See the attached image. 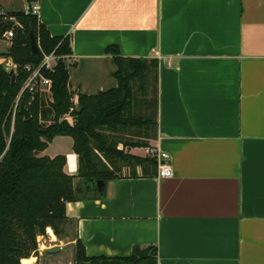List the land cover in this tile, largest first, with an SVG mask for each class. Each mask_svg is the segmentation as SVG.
Returning a JSON list of instances; mask_svg holds the SVG:
<instances>
[{
	"label": "crops",
	"instance_id": "obj_1",
	"mask_svg": "<svg viewBox=\"0 0 264 264\" xmlns=\"http://www.w3.org/2000/svg\"><path fill=\"white\" fill-rule=\"evenodd\" d=\"M37 1L51 36L70 39L75 100L117 86L111 45L123 58L157 61L158 130L149 144L174 173L160 178L158 163L146 175L125 168L104 196L91 190L68 203L71 243L89 258L151 247L157 264H264V0ZM0 3L19 11L14 0ZM147 149L125 151L146 157ZM72 153L76 163L68 171L66 158L64 170L77 176L70 137L41 155Z\"/></svg>",
	"mask_w": 264,
	"mask_h": 264
},
{
	"label": "trees",
	"instance_id": "obj_2",
	"mask_svg": "<svg viewBox=\"0 0 264 264\" xmlns=\"http://www.w3.org/2000/svg\"><path fill=\"white\" fill-rule=\"evenodd\" d=\"M32 3L35 0H27ZM3 10L0 3V11ZM15 18L17 25L10 21ZM14 29V37L1 58H10L15 83L0 61V264H28L39 251L38 238L50 228L57 236L70 223L68 203L91 193L84 190L85 179L106 184L123 174L125 168L136 175L157 169L156 158L135 156L127 148H150L158 130V63L156 60L123 58L118 47H107L116 70L117 86L95 95L77 94L69 87L66 57L71 55L68 37H52L34 15L21 11L0 14V40ZM31 33L39 47L34 53ZM59 58L53 71L41 69L52 81L50 90L32 94L24 89L32 72L40 67L44 55ZM29 66L31 71L26 67ZM31 117L20 114V105ZM58 136L70 137L79 157L77 176L64 170L66 157L42 156ZM80 183L75 185V178ZM95 197H101L94 193ZM104 196V195H103ZM93 197V196H92ZM76 264H157L156 258L86 256L78 241Z\"/></svg>",
	"mask_w": 264,
	"mask_h": 264
},
{
	"label": "rangeland",
	"instance_id": "obj_3",
	"mask_svg": "<svg viewBox=\"0 0 264 264\" xmlns=\"http://www.w3.org/2000/svg\"><path fill=\"white\" fill-rule=\"evenodd\" d=\"M35 0L34 2H36ZM15 4L12 6L14 10H21V8L30 2L27 0H14ZM6 12L9 10L7 7L4 9ZM9 44L11 46V41L6 40L5 38L3 40H0V52H7L9 49ZM4 66L7 67V65L3 62ZM10 68L14 70V66L11 64L9 66V71ZM111 85L108 87L110 89ZM55 150V145H51L50 148L48 149L49 153L54 152ZM65 157L67 158V165H68V171H69V166L72 163L74 166V163H76V157L75 155L72 154H64ZM53 234L56 236V239L53 241L50 234L48 233V230L46 231L45 235L40 236L38 238V246H39V251L37 253V256L33 255L30 257L33 258L35 261L33 264H76L75 263V254H76V249H77V243H71L73 236H74V229L71 223L66 226L64 234L62 236H57L56 233L53 231ZM53 247H60L61 250L58 253L55 254H48L46 253V250L48 248H53ZM29 264V261H28Z\"/></svg>",
	"mask_w": 264,
	"mask_h": 264
},
{
	"label": "built area",
	"instance_id": "obj_4",
	"mask_svg": "<svg viewBox=\"0 0 264 264\" xmlns=\"http://www.w3.org/2000/svg\"><path fill=\"white\" fill-rule=\"evenodd\" d=\"M40 10L41 8L39 2L33 1L32 3L25 4L20 11L27 15H34L39 19ZM0 14L4 15L6 14V11L2 10L0 11ZM9 20L14 22L15 25H17L15 18H10ZM13 37L14 29L7 31L3 36V38L9 41H11ZM58 59L59 58L54 54V52L49 55H44L42 64L40 65V67H38L32 72L31 76L25 84L24 89H28L29 92L32 94L40 90H50L52 81L41 73V69L53 71ZM26 69L28 71H31V68L29 66H27ZM147 153L148 155H151L152 157L156 158V161L158 163V176L160 178H171L173 176V168L169 163H167V154L159 152L157 153L150 148L147 149Z\"/></svg>",
	"mask_w": 264,
	"mask_h": 264
},
{
	"label": "water",
	"instance_id": "obj_5",
	"mask_svg": "<svg viewBox=\"0 0 264 264\" xmlns=\"http://www.w3.org/2000/svg\"><path fill=\"white\" fill-rule=\"evenodd\" d=\"M31 47H32V50L34 53H38L39 47H38V44L36 42V38L33 35V33H31ZM5 68L9 71L8 67H5ZM9 74L12 77V84H14L15 79H16L15 70L10 68ZM20 114L23 115L25 119H29L31 117L28 109L24 106V104L20 105ZM105 186H106V183L102 180L85 179L81 182V187L84 190H88V188H89L93 192L97 193L99 196L104 195ZM151 249H152L151 247H147L144 249L137 247V248H135L134 253L137 257H139L141 259H146L149 255V253L151 252ZM60 250H61L60 247L48 248L46 250V253L55 254V253H58Z\"/></svg>",
	"mask_w": 264,
	"mask_h": 264
},
{
	"label": "bare ground",
	"instance_id": "obj_6",
	"mask_svg": "<svg viewBox=\"0 0 264 264\" xmlns=\"http://www.w3.org/2000/svg\"><path fill=\"white\" fill-rule=\"evenodd\" d=\"M48 233L50 234V236H51V238H52V240L54 241L55 239H56V236L53 234V230L52 229H48ZM34 259H32L31 261H30V263L29 264H33L34 263Z\"/></svg>",
	"mask_w": 264,
	"mask_h": 264
}]
</instances>
